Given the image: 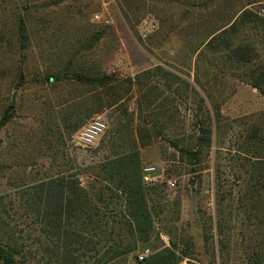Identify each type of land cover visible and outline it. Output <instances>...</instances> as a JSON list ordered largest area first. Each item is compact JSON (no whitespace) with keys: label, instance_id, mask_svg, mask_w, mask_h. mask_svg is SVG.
<instances>
[{"label":"rangeland","instance_id":"374dc122","mask_svg":"<svg viewBox=\"0 0 264 264\" xmlns=\"http://www.w3.org/2000/svg\"><path fill=\"white\" fill-rule=\"evenodd\" d=\"M170 2L166 6L160 1L153 11L155 17L159 14L167 18L166 28L177 30L178 37L160 38L153 33L154 29L145 39L140 34L119 39L112 36L111 22L103 25L93 21L94 14L107 18L106 11L112 6L108 0H0V31L2 22L8 28L15 24L17 12L24 17L31 38V46L24 50L27 59L22 61L18 50L15 51L9 60L4 58L7 68L4 70L9 72L5 77L0 76V110L5 100L15 104L11 123L0 127V160L6 158L12 165L11 174L0 176V192L14 194L17 185L44 177L51 166L55 170L56 166L66 164L71 174H79L119 146L124 150L136 147L143 167L156 168L157 181L148 185L154 187L152 204L164 210L155 219L156 245L175 243L176 256L183 251L188 255L189 249L190 259H181L182 264H264V148H257L247 140L251 128L264 126V96L232 73L227 65L223 66L211 52L202 49L199 55L189 57L184 42L188 34V22L184 21L188 18L183 15L185 7ZM245 3L247 0H208L206 9L194 10L207 12L208 19L218 17L219 23L221 18L230 15L229 8L237 9ZM115 4L122 13V2L114 0L116 16ZM144 6L141 2L136 18L149 22L152 16L147 15ZM259 6L264 7V0L247 8L254 12L264 9H257ZM97 33L101 38L96 45L90 49L81 45L82 41L90 42ZM53 38H57L58 44L51 48L48 40ZM75 50L84 55L89 65L98 67L108 76L115 79L138 76L137 82L145 84L144 87L156 84L162 93L148 106L142 97L144 91L135 85L124 98L123 123L127 121L128 125L120 129L115 125V109L90 114L86 124L101 116L107 128L89 147L77 144L76 136L82 127L71 137L65 135L64 142L60 140L56 160L44 154L22 156L16 147L8 152L16 155L4 157L9 137L18 133L25 135L38 126L35 114L38 100L40 103L43 100V96L38 95H44L47 85L35 84L34 80L41 81L48 66L61 67ZM188 81L196 89L197 84L206 86L207 83L211 97L207 98V91L200 90V96L205 99L202 103L200 97L188 89ZM74 87L69 85L65 92L64 87H59L55 91L54 107L50 111L54 116L51 117L52 127L59 126L57 115L72 103L66 102L67 107L59 109L60 103L69 100L67 96L75 95ZM214 103L219 107L220 118L211 126L210 148L199 163L191 165L187 158H180L172 144L176 142L181 147L182 139L186 141L189 135L195 134L196 124L207 117ZM139 128L149 130L151 136L145 147H140ZM102 137L107 140L103 146L100 145ZM256 159L262 160L260 165L256 164ZM81 175L84 180L89 177ZM206 236L209 237L207 243ZM146 249L150 255L151 246H145ZM135 263L133 254L118 264Z\"/></svg>","mask_w":264,"mask_h":264},{"label":"trees","instance_id":"16d2710c","mask_svg":"<svg viewBox=\"0 0 264 264\" xmlns=\"http://www.w3.org/2000/svg\"><path fill=\"white\" fill-rule=\"evenodd\" d=\"M123 1L130 18L139 22L142 17H136L141 2L120 0ZM261 1L247 0L240 8H229L227 11L230 15L219 23L214 18L204 22V15L203 26H193L203 29V37H187L184 42L188 46L189 57L199 55L202 49L211 52L222 61L223 66L227 65L232 73L264 96V14L247 8L258 5ZM261 8L264 7H257ZM185 11L184 17L196 15L192 7L188 8V15ZM121 12L126 16L122 6ZM15 16L16 21L11 28L2 22L1 77L9 72L4 70L7 69L4 58L9 60L18 50L24 61L28 55L24 50L31 46L24 17L17 12ZM157 19L160 29L166 27L167 18L158 14ZM247 32L251 35L245 36ZM100 38L101 34L97 33L90 42L82 41L81 45L90 49ZM48 43L51 48L57 47V38L49 39ZM68 57L59 68L46 67L41 81L34 80L35 84L37 82L47 85L44 95H38L43 96L41 103L38 100V111L35 114L38 126L36 129L31 128L25 135L18 133L12 138L9 137L8 151L4 157L16 155L8 153L16 147L22 156L25 153H29L31 157L44 154L51 155L56 160L59 152L57 146L60 145V140H65V136L52 127L54 122H51L54 93L59 87L75 86V106L79 107L82 116L76 128L81 127L90 114L102 113L110 108L117 112L116 127L120 129L126 125L127 121L123 123L124 98L135 85L140 86V91H144L142 97L148 106L155 102L158 93H162L156 84L144 87L145 84L137 82L138 76L115 79L102 73L98 67L89 65L79 50H75ZM22 68L21 65L20 72ZM71 80L74 84L69 83ZM197 86L199 89L188 81V89L204 103L205 99L200 96V90L204 93L207 91V98L211 97L207 83L206 86ZM2 107L0 127L11 123L15 113L14 101L5 100ZM42 110L46 113H42ZM219 118L220 110L214 103L208 109L207 117L196 124L195 134L189 135L186 141L182 139L184 143L181 147L173 142L172 145L181 159L187 158L189 164L196 165L207 155L211 145V126ZM138 130L140 147L149 145V130ZM247 140L257 148H264V126L255 125L251 128L247 132ZM106 141L102 137L100 145L103 146ZM3 159L0 160V176L12 173L11 163L6 158ZM261 161L256 159V164ZM65 166L66 164H60L55 170L51 166L44 177L27 183L26 180L17 185L14 194L5 195L0 192V264H118L133 254L135 264H182L181 259L189 261V249L188 255L183 251L176 256L175 243L168 242L167 245L158 246L154 242V239H158L155 219L164 210L152 204L151 192L154 187H149L143 181V165L138 148L124 150L119 146L98 164L82 170L80 176L71 174V169H66ZM81 173L89 175L90 179L85 184L81 182ZM12 215L18 217L13 219ZM20 225L24 228H19ZM204 241L207 243L209 237L206 236ZM145 246H151L152 252L143 261H138L137 255L143 252Z\"/></svg>","mask_w":264,"mask_h":264},{"label":"crops","instance_id":"0c3cea01","mask_svg":"<svg viewBox=\"0 0 264 264\" xmlns=\"http://www.w3.org/2000/svg\"><path fill=\"white\" fill-rule=\"evenodd\" d=\"M128 1H132V0H128ZM137 1L144 2V5H145L144 8L146 9L147 15L152 16L151 17L152 19H149V22H151L155 25V32H153V33H155L158 37L163 38V39L178 37V35L176 34L177 30H175L173 28L168 29L166 27L165 28L163 27V29H160V23H159L157 17H155V13L153 11L156 8H158L157 4H160V1L163 2V4H165L166 6H169V3H171L170 1H173L174 2L173 4H175L177 6L185 7V10H186L185 13L187 15H188V8H190V7L197 8V9L205 7V9H206L208 6V0H137ZM109 3H111L112 6H110V9H108V10L106 9L107 10L106 13H107V19L111 22V28L110 29L112 30V33L114 34V35H112L113 37H116L119 39L134 38L135 36H137V34L138 35L140 34V32L142 30L141 27L142 26L144 27L146 25V23H149V22H147L148 20H146V19H143L139 22L132 20L129 16L130 14L128 12L127 6L125 5L124 1L122 2L121 6H122L123 10L125 11L126 16L129 17L128 20L125 18V16L122 13H120L116 4H115V6H116V9L118 10V15L115 16L114 12H113L114 11L113 10L114 0H108V4ZM216 6H217V3H216ZM191 11H193V10H191ZM194 13L196 14L195 16L189 15L188 20L187 19L184 20V21H186V23L188 22V35L186 34L185 37L201 38V37H203V35H202L203 29L202 28L198 29V28H195L193 26H195V24H199V25L203 26L202 17L205 14L204 22H206L208 20V15H207V12L203 13V11H200V12L194 11ZM189 14H191V13H189ZM197 14L199 16H197ZM192 17H195V19ZM214 20L216 22H218L220 19L217 17V18H214ZM128 23H130V24H128ZM160 31H163V32H160ZM106 75H109V74H106ZM175 77H174V80H175ZM67 82H69V81H67ZM69 83H72V80ZM68 88L69 87L65 86L64 92ZM67 98L70 100V102H72V103L67 102V103H70V106H69L70 108L66 106V103H60L58 105V106H61V107H59V109L60 108L63 109V107H67V108L60 111V114L57 115V117H56L57 123H58V121H60L58 123L59 126L57 127V129L64 136L69 135V134H71L73 136L82 127H84L86 125V120H88V118H90V116L86 117V120L84 119L85 123H83V125L81 127L76 128L78 126V124L80 123V120L82 119L80 109H79V107H76L75 104L73 105V103L76 101L73 94H71V96H67ZM88 107L90 108V102H89ZM113 109L114 108H110V109L106 110L105 112L111 111ZM89 179L90 178H86V180H84V178H82V180H81L82 184H85L87 182V180H89Z\"/></svg>","mask_w":264,"mask_h":264},{"label":"built area","instance_id":"2783aa9c","mask_svg":"<svg viewBox=\"0 0 264 264\" xmlns=\"http://www.w3.org/2000/svg\"><path fill=\"white\" fill-rule=\"evenodd\" d=\"M264 14V10L260 11ZM93 21L99 24L108 25L110 21L107 18H103L100 14L93 15ZM155 25L151 22L146 23L140 32V37L142 39L147 38L149 33L153 32ZM107 125L105 120L101 116H96L92 118L77 134L76 141L77 144L82 147L91 146L95 140L100 137L106 130ZM143 181L146 185H152L157 181L155 176L156 168L154 166L143 167ZM149 255V250L146 249L137 256L138 261H143Z\"/></svg>","mask_w":264,"mask_h":264}]
</instances>
